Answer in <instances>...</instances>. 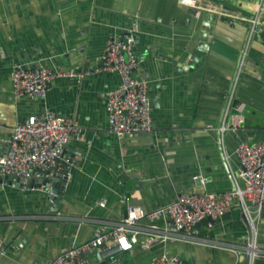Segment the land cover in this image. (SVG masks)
Returning a JSON list of instances; mask_svg holds the SVG:
<instances>
[{"label": "crops", "instance_id": "crops-1", "mask_svg": "<svg viewBox=\"0 0 264 264\" xmlns=\"http://www.w3.org/2000/svg\"><path fill=\"white\" fill-rule=\"evenodd\" d=\"M198 2L227 15L180 0H0V157L14 127L32 115L60 114L81 132L66 150L73 162L57 212L43 188L0 187V264L52 260L113 229L131 205L151 212L184 193L234 190L237 147L264 142V0ZM135 28L137 75L149 82L154 129L119 140L109 131L106 99L121 79L101 70V56L108 41H126ZM18 65L92 73L55 79L45 100L16 98L11 73ZM156 225L175 233L167 217ZM257 227L262 253L255 264H264V208ZM196 237L149 250L139 243L125 264L164 255L187 264H245L238 202L222 219L202 222Z\"/></svg>", "mask_w": 264, "mask_h": 264}, {"label": "built area", "instance_id": "built-area-1", "mask_svg": "<svg viewBox=\"0 0 264 264\" xmlns=\"http://www.w3.org/2000/svg\"><path fill=\"white\" fill-rule=\"evenodd\" d=\"M180 4L195 10L204 9L223 15L214 7H203L198 0H180ZM260 11L256 10L251 23L256 26ZM137 29L127 40L111 39L101 56V70L116 74L120 86L107 95L109 131L119 140L154 129L149 82L140 77V56L136 53ZM91 71H55L45 65L31 68L30 65L15 66L11 73L12 92L16 98L45 100L51 83L57 78L82 80ZM81 137L75 121L53 112H44L27 117L13 129L7 149L0 157V177H12L23 181L49 180L65 170L67 181L70 164L66 150L73 138ZM240 169L235 173V188L215 194L207 192L184 193L168 206L147 212L131 205L126 217L109 230H99L91 240L74 245L59 256L46 262L31 264H89L85 255L103 245L120 247L122 252H131L140 243L139 236L146 234L142 247L151 249L155 244L168 240L197 241V227L206 220L217 221L225 217L238 202L246 220L247 237L245 264H255L262 251L257 247V223L264 208V142H242L235 151ZM200 181H202L200 179ZM203 182V181H202ZM167 217L175 233L161 229L156 222ZM148 221L149 226H142ZM2 244L0 242V249ZM152 264H187L177 255H164Z\"/></svg>", "mask_w": 264, "mask_h": 264}, {"label": "water", "instance_id": "water-1", "mask_svg": "<svg viewBox=\"0 0 264 264\" xmlns=\"http://www.w3.org/2000/svg\"><path fill=\"white\" fill-rule=\"evenodd\" d=\"M213 2L214 4H219L224 2V0H213ZM195 63L196 60L192 62L193 65ZM72 162L73 160L70 161V164H72ZM65 176L66 171L63 170L58 172L54 178L49 180L23 181L12 177H0V187L4 184L15 185L21 188H43V190L49 194L48 200L52 204L51 210L57 212L68 183ZM126 253L127 252H122L118 246L108 247L103 245L92 251L93 258L89 264H125L126 261L124 257Z\"/></svg>", "mask_w": 264, "mask_h": 264}]
</instances>
